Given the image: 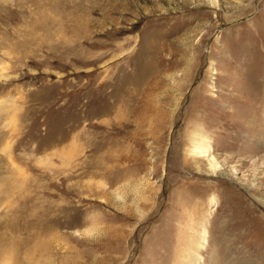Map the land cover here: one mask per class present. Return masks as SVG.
I'll return each instance as SVG.
<instances>
[{"label":"rangeland","instance_id":"1","mask_svg":"<svg viewBox=\"0 0 264 264\" xmlns=\"http://www.w3.org/2000/svg\"><path fill=\"white\" fill-rule=\"evenodd\" d=\"M0 264H264V0H0Z\"/></svg>","mask_w":264,"mask_h":264}]
</instances>
